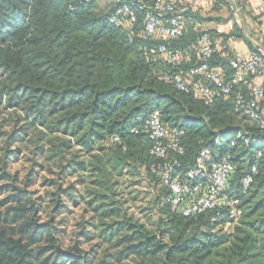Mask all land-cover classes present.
I'll list each match as a JSON object with an SVG mask.
<instances>
[{
	"label": "trees",
	"instance_id": "trees-1",
	"mask_svg": "<svg viewBox=\"0 0 264 264\" xmlns=\"http://www.w3.org/2000/svg\"><path fill=\"white\" fill-rule=\"evenodd\" d=\"M154 1L144 0L146 11ZM111 5L104 11L97 0H0V107L12 112L13 121L3 143L18 147L5 151L1 163L5 167L10 155L30 145L65 175L91 173L86 205L96 232L81 235L88 242L99 240L98 250H61L52 230L27 216L33 205H23L22 191L12 187L15 194L0 203L8 206L0 212V264H264V132L234 110L232 99L217 97L205 105L162 81L175 69L147 50L175 46L189 50L195 62L192 48L198 32L190 25L179 41H143L145 12L137 11L133 26L116 28L109 23ZM196 18L204 23L199 14ZM204 32L212 41L228 44ZM223 53L235 52L227 45L213 54L210 67L222 70L225 83H230L234 71ZM191 65L179 68L186 72ZM234 90L250 98L248 87L236 85ZM154 109L165 123L184 130L183 154L176 156L182 170L193 165L203 148L215 159L232 157L237 169L231 183L240 218L230 219L224 209L183 217L166 202L160 209L159 231L153 233L117 208L102 163L91 166L83 156L105 148L113 172L121 174L131 165L145 167L166 200L168 190L160 188L152 174L157 160L150 155L152 143L144 132ZM239 134L242 139H237ZM253 167L256 175L243 193L241 180ZM77 177L76 183L84 182ZM73 188L71 184L67 191ZM224 224L230 225L228 230ZM42 241L47 246L30 249ZM45 252L50 254L38 263Z\"/></svg>",
	"mask_w": 264,
	"mask_h": 264
},
{
	"label": "built area",
	"instance_id": "built-area-1",
	"mask_svg": "<svg viewBox=\"0 0 264 264\" xmlns=\"http://www.w3.org/2000/svg\"><path fill=\"white\" fill-rule=\"evenodd\" d=\"M111 4L109 23L116 28L133 26L137 11L145 12L143 41H179L187 25H190L194 32H198L192 48L197 57L195 62L189 50L179 47L161 44L147 50L148 54L160 57L175 69L173 74H165L162 81L179 92L191 94L205 105H211L217 97L232 99L234 110L256 123L264 132V55L235 52L228 56L223 53L234 71L230 83H225L222 70L211 69L213 54L227 49L226 44L212 41L202 30V22L196 18L197 14L208 10L211 0H155L149 11H146L144 0H111ZM228 8L234 14L238 13L233 0L228 1ZM185 64L193 65L184 72L179 67ZM236 85L248 87L250 98L235 91ZM144 132L152 143L150 155L157 160L152 174L158 180V186L168 190L166 202L173 212L183 217H194L224 209L230 219L238 218L240 203L231 183L237 167L229 154L215 159L208 148H203L193 165L182 170L176 156L183 154L180 140L184 130L165 123L160 110L154 109L145 121ZM237 139H242V136L239 134ZM112 141L119 142L117 138ZM230 145L233 146L234 142ZM255 175L256 168L253 167L241 180L243 193L248 190Z\"/></svg>",
	"mask_w": 264,
	"mask_h": 264
},
{
	"label": "rangeland",
	"instance_id": "rangeland-1",
	"mask_svg": "<svg viewBox=\"0 0 264 264\" xmlns=\"http://www.w3.org/2000/svg\"><path fill=\"white\" fill-rule=\"evenodd\" d=\"M110 5L111 0H97L100 10L107 11ZM11 114L12 112L0 107V203L15 194L11 191L12 187L17 188L22 191L23 205L28 209L33 205V211L28 212L27 216L32 215L34 223L45 225L48 230L51 229L55 243L61 250L72 254H82L91 249L98 250L99 240L91 239L88 242L81 235L83 232H90L89 235L96 232L90 223H97L92 220L91 209L86 205L90 200L88 190L92 188L91 180L94 178L89 176L92 174H79L84 182L76 183L79 175H65V170L63 173L57 166L40 158L30 145L29 148L23 145L17 156L10 155L4 167L1 163L4 152L7 150L13 152L18 148L16 145L6 148L3 143L4 135L10 133L13 128V121H10ZM106 150L98 149L89 156H83V159L91 166L102 163L113 183L114 202L121 213H125L128 218L144 226L145 229L157 233L161 219L160 209L166 204V200L155 190L148 169L131 165L121 174L113 172L106 158ZM11 177L15 178L11 179ZM71 184L74 187L72 192L67 191ZM57 185L61 190L56 188ZM7 190L11 192L7 193ZM75 196L77 200L73 201L72 198ZM3 205L5 203L0 205V212L6 211L8 207H1ZM229 226L224 224L223 229L228 230ZM45 245L47 246V243L42 241L32 245L30 249L34 252L38 247ZM43 254L46 255L38 263L50 253ZM96 254L99 256V253Z\"/></svg>",
	"mask_w": 264,
	"mask_h": 264
},
{
	"label": "crops",
	"instance_id": "crops-1",
	"mask_svg": "<svg viewBox=\"0 0 264 264\" xmlns=\"http://www.w3.org/2000/svg\"><path fill=\"white\" fill-rule=\"evenodd\" d=\"M228 1L225 4V0H213L208 11L199 14L204 21L202 30L211 31L217 40L227 41L231 52L256 51L264 55V0H233L237 14L228 8ZM212 4L217 8L212 9Z\"/></svg>",
	"mask_w": 264,
	"mask_h": 264
}]
</instances>
